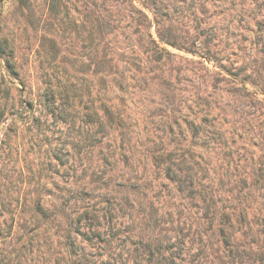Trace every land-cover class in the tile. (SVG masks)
Instances as JSON below:
<instances>
[{
	"label": "rangeland",
	"instance_id": "374dc122",
	"mask_svg": "<svg viewBox=\"0 0 264 264\" xmlns=\"http://www.w3.org/2000/svg\"><path fill=\"white\" fill-rule=\"evenodd\" d=\"M0 264H264V0H0Z\"/></svg>",
	"mask_w": 264,
	"mask_h": 264
},
{
	"label": "trees",
	"instance_id": "16d2710c",
	"mask_svg": "<svg viewBox=\"0 0 264 264\" xmlns=\"http://www.w3.org/2000/svg\"><path fill=\"white\" fill-rule=\"evenodd\" d=\"M254 243V242H253Z\"/></svg>",
	"mask_w": 264,
	"mask_h": 264
}]
</instances>
